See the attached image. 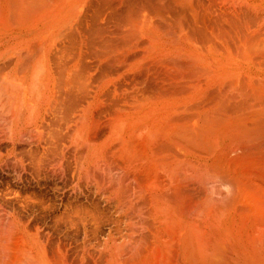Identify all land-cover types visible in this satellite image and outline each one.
Listing matches in <instances>:
<instances>
[{"label":"bare ground","instance_id":"1","mask_svg":"<svg viewBox=\"0 0 264 264\" xmlns=\"http://www.w3.org/2000/svg\"><path fill=\"white\" fill-rule=\"evenodd\" d=\"M256 1L0 0L8 107L0 104L41 121L84 94L68 127L84 141L80 174L103 201L68 203L67 220L83 222L90 240L76 253L40 224H14L0 264H264V0ZM101 108L115 113L93 121Z\"/></svg>","mask_w":264,"mask_h":264},{"label":"rangeland","instance_id":"2","mask_svg":"<svg viewBox=\"0 0 264 264\" xmlns=\"http://www.w3.org/2000/svg\"><path fill=\"white\" fill-rule=\"evenodd\" d=\"M147 1L149 3H147L145 0H142V2L141 0H139V3L151 5L153 2V0H147ZM154 1H155L154 4H156L157 0ZM260 1L263 0H257L256 3H260ZM139 3L137 6H139ZM75 85L78 87L79 83ZM80 94L81 93H79V95H74L75 97L71 96L72 98L63 99L64 101L66 100V102L68 100L69 101L68 103L69 105H71V107L68 105V103L66 104V102H63L61 100L63 106L60 107L61 104L60 103L57 106V108L60 109H56L55 107L53 110H57V111L56 112L51 111V113L54 114H50V112H48L50 116L45 114L41 121H36V118H34L33 121L32 116L27 111L20 115L17 114L18 111L15 112V110H13V112L16 115L14 116L12 110L10 111L7 108L8 104L6 102V97L5 96L3 97L2 95L3 97L2 99L0 94V99H1L0 103L1 102L3 103V101L5 100L4 104L6 103L7 106L5 107L4 104L3 106L0 104V108H1L0 111H4L3 109L5 110L7 109V111H10L11 113V115L6 111L4 112L5 113L4 115L2 112H1L2 114L0 113V230L2 233L4 232V234L0 233V239H2V237L4 238L0 240V242L1 241L3 242L0 243L1 248L7 246L9 244V241L12 239V237H14L12 233H14L13 230L15 229L16 224H19L21 228H23V224L27 228H31V226L33 227V225L40 224L39 226L43 232L48 233L50 235L49 237L53 235L50 238V240L52 239L53 241L60 242L62 244L64 242L68 243L66 245L70 246L73 253L77 252L76 248L77 249L80 248L79 245L87 244L88 241L90 242V240L85 237L86 234L84 235V233L86 232L84 230L85 226L83 222L80 221L74 222L73 220L71 221V219L67 220L68 218L67 215L70 208L69 206L74 204L75 201H76L75 204L79 202L86 204L91 202L92 201L91 199L95 198L96 200H99L100 202L103 203V201L99 196L97 197L94 195L95 194L94 187L93 186L91 187V184L86 182L85 180L86 174L83 172L80 174V166L81 163L84 162V158H85L84 156L85 146L83 147L84 141L83 140H82L83 142L81 141L82 138L78 140L80 136H78L75 133V130H73V132L71 131V129H75L73 126H75L77 122L75 118L77 117V114L76 112H74L73 109L75 106L72 107V105H74L76 102L80 100H83L85 97L84 94H81L80 97ZM82 96L84 97L82 98ZM70 102L71 103L73 102V104H71ZM65 106H67V109L69 111L71 110L70 108L73 109L70 111L69 118L65 114H63V113H67L66 111H68L65 109L66 108ZM99 110L94 112V115H97L99 113L98 114L99 118L97 116H93V118H95L93 119V121L94 120L97 121V119L98 120L101 119L103 120V118L105 119L104 116H101L102 114L107 116L106 113L104 112L105 109H103L104 111L102 110V108ZM109 112L107 113L108 116L113 115L115 113L114 111L111 110V108H109ZM78 113H79L78 115H80V112ZM60 115L64 119V121L59 125L56 120L59 118ZM15 117H20V118L17 119L15 125H12V122L16 119ZM54 122L57 125H54ZM64 122L65 125L62 126ZM68 125L69 127L72 126V128L70 127L71 128L70 129ZM60 127L61 128L64 127V128L61 129ZM105 128L102 127L101 129L105 131ZM55 129H57L56 132L58 134L54 133ZM59 129L60 131H58ZM102 130L98 132L101 134V135L99 134L100 136L98 137L99 139H101V136L102 137L105 136L104 134L105 132H107V128L105 132H102ZM36 131H38L37 134ZM70 137H72V139ZM56 138H60V139H56ZM75 138L77 140L76 142H78L79 144L82 143L80 145L81 149L77 145L78 143L74 142ZM58 142H60V144ZM76 148H78L79 151ZM78 171L79 173H77ZM83 175L85 177H82ZM92 189H93V193H91ZM74 192H76V195L77 194L78 195L75 196ZM80 193L82 194L79 195ZM84 193L85 195H83ZM88 193H91V195H89ZM86 195H88V198H86ZM73 196L74 198L76 197L75 201ZM82 196L85 198H81ZM86 199L88 200L86 201ZM68 203H71V205H69ZM101 205L103 206L104 209L108 206H110V208L113 207L111 205H106V207H104L103 204ZM106 210L108 211L109 207L106 208ZM111 211L112 210L110 209V212ZM64 212L67 215L64 214ZM61 213L66 216L65 217L66 219L64 217H59V216H63ZM111 213L113 214L114 212ZM24 222L27 223L25 224ZM71 222L72 223L74 222L73 224L76 223L77 226L78 225L81 226L82 224V226L81 228L80 226L77 227L76 225H73ZM78 222H80V224H78ZM30 223L32 225H30ZM56 223L58 227L55 226ZM58 223L60 224L58 225ZM67 223L69 224L71 223L73 226H75L74 228L76 229H73L72 228L73 226L71 227V224L69 225ZM14 224L15 226H13ZM11 226H13L14 228L13 227L11 228ZM53 226L55 228H53ZM78 231H79V235H78ZM83 236L85 239L83 238ZM5 239L6 240L9 239V241L7 240L8 241L7 242ZM81 240H83L84 242ZM92 244L94 243H91L90 246ZM1 248H0V252H2ZM72 252L71 255H73ZM5 253L7 252L5 251Z\"/></svg>","mask_w":264,"mask_h":264}]
</instances>
